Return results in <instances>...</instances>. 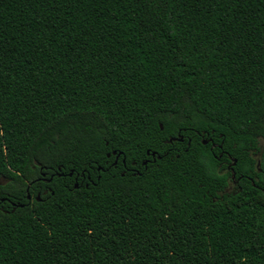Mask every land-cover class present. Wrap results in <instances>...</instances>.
<instances>
[{"label": "trees", "instance_id": "1", "mask_svg": "<svg viewBox=\"0 0 264 264\" xmlns=\"http://www.w3.org/2000/svg\"><path fill=\"white\" fill-rule=\"evenodd\" d=\"M0 264H264V0H0Z\"/></svg>", "mask_w": 264, "mask_h": 264}, {"label": "water", "instance_id": "2", "mask_svg": "<svg viewBox=\"0 0 264 264\" xmlns=\"http://www.w3.org/2000/svg\"><path fill=\"white\" fill-rule=\"evenodd\" d=\"M176 140H181V139H170L168 142L171 143V142L176 141ZM203 144H206V141H203ZM113 154H114V153H113ZM152 156H154V154H152ZM158 158H159V157H158ZM234 164H235V161H233L231 165L233 166ZM230 167H231V166H229V168H230ZM69 175H71V174H69ZM231 177H232V179H233V178H234V174H232ZM76 187H77V184H74V188H76ZM27 198L29 199L30 197L27 196ZM36 200L39 201V196L36 197Z\"/></svg>", "mask_w": 264, "mask_h": 264}]
</instances>
